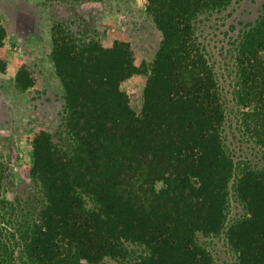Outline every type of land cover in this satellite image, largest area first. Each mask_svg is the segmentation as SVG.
Returning a JSON list of instances; mask_svg holds the SVG:
<instances>
[{"label":"trees","instance_id":"1","mask_svg":"<svg viewBox=\"0 0 264 264\" xmlns=\"http://www.w3.org/2000/svg\"><path fill=\"white\" fill-rule=\"evenodd\" d=\"M230 2L147 0L163 40L139 107L120 90L145 69L130 43L54 42L73 147L34 133L31 174L46 205L0 241V264H100L126 257V243L146 247L138 264H212L194 237L222 229L232 163L214 71L193 33L200 13ZM4 36L0 25V51ZM237 66L243 123L264 142V15L242 35ZM239 188L250 217L230 239L246 264H264V172L244 173Z\"/></svg>","mask_w":264,"mask_h":264},{"label":"rangeland","instance_id":"2","mask_svg":"<svg viewBox=\"0 0 264 264\" xmlns=\"http://www.w3.org/2000/svg\"><path fill=\"white\" fill-rule=\"evenodd\" d=\"M263 15L264 0H231L225 7L200 13L194 22L195 42L214 71L224 111L222 144L232 163L222 229L194 237L212 264H246L240 244H233L229 231L250 217L239 183L244 173L264 172V142L243 123L237 57L242 35ZM0 25L5 31L0 51L4 63L0 69V241L5 245L17 224L32 225L46 205L41 185L31 174L34 133L45 129L58 148L71 151L73 147L67 91L55 66L54 42L77 48L93 42L130 43L145 69L125 79L120 90L139 107L150 88L148 79L163 35L147 0H0ZM84 198L88 207L95 205L90 197ZM258 203L264 202L258 198ZM125 246L126 257L106 258L100 264H138L147 253L141 244Z\"/></svg>","mask_w":264,"mask_h":264}]
</instances>
